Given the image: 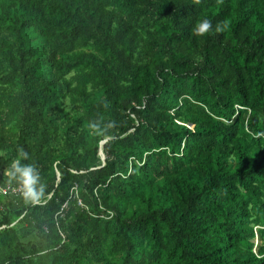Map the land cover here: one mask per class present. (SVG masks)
Returning <instances> with one entry per match:
<instances>
[{"label": "trees", "instance_id": "16d2710c", "mask_svg": "<svg viewBox=\"0 0 264 264\" xmlns=\"http://www.w3.org/2000/svg\"><path fill=\"white\" fill-rule=\"evenodd\" d=\"M19 148L0 264H264V0H0L3 184Z\"/></svg>", "mask_w": 264, "mask_h": 264}, {"label": "clouds", "instance_id": "9594fccd", "mask_svg": "<svg viewBox=\"0 0 264 264\" xmlns=\"http://www.w3.org/2000/svg\"><path fill=\"white\" fill-rule=\"evenodd\" d=\"M199 3V0H195ZM229 27V21H223L216 25L217 33L224 32ZM212 30V22L209 19L198 21L192 30L196 37H205ZM109 124L107 127H111ZM88 127L95 133L107 131V127L102 128L101 124L95 121L89 122ZM30 160L29 153L23 148L17 150V156L9 167L4 170V176L9 181H15L19 193L26 203L39 204L45 196L46 185L41 183V176L38 167L33 163H22Z\"/></svg>", "mask_w": 264, "mask_h": 264}, {"label": "built area", "instance_id": "2783aa9c", "mask_svg": "<svg viewBox=\"0 0 264 264\" xmlns=\"http://www.w3.org/2000/svg\"><path fill=\"white\" fill-rule=\"evenodd\" d=\"M0 195L15 196V197L21 196L16 184H13L11 182L7 184H3L1 181H0Z\"/></svg>", "mask_w": 264, "mask_h": 264}, {"label": "rangeland", "instance_id": "374dc122", "mask_svg": "<svg viewBox=\"0 0 264 264\" xmlns=\"http://www.w3.org/2000/svg\"><path fill=\"white\" fill-rule=\"evenodd\" d=\"M258 243H259V241H258V239H256V240H255V244H258Z\"/></svg>", "mask_w": 264, "mask_h": 264}, {"label": "water", "instance_id": "95a60500", "mask_svg": "<svg viewBox=\"0 0 264 264\" xmlns=\"http://www.w3.org/2000/svg\"><path fill=\"white\" fill-rule=\"evenodd\" d=\"M104 159V158H103Z\"/></svg>", "mask_w": 264, "mask_h": 264}]
</instances>
